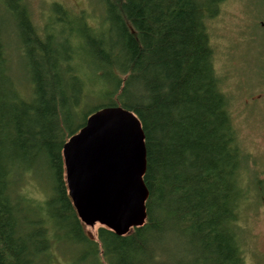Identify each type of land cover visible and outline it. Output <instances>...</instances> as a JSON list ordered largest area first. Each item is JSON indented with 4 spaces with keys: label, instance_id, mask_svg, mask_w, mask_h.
<instances>
[{
    "label": "trees",
    "instance_id": "obj_1",
    "mask_svg": "<svg viewBox=\"0 0 264 264\" xmlns=\"http://www.w3.org/2000/svg\"><path fill=\"white\" fill-rule=\"evenodd\" d=\"M93 1L96 29L53 5L68 19L39 32L26 0H0V264H51L54 251L67 264H244L239 218L249 183L264 182L251 175L214 68L206 24L222 0ZM91 98L103 102L87 109ZM111 107L143 132L146 221L125 236L99 227L93 240L67 195L62 149Z\"/></svg>",
    "mask_w": 264,
    "mask_h": 264
},
{
    "label": "rangeland",
    "instance_id": "obj_2",
    "mask_svg": "<svg viewBox=\"0 0 264 264\" xmlns=\"http://www.w3.org/2000/svg\"><path fill=\"white\" fill-rule=\"evenodd\" d=\"M26 1L30 7L32 22L39 32H43L50 23L55 25L56 18L68 19L54 8L50 12L53 5H59L74 20H79L92 29L98 27L102 16V10L93 0ZM206 25L214 51V68L222 82L223 91L230 100L239 147L250 158V172L255 181L264 182V0H222L217 16ZM68 27L64 24L53 30L59 42L65 39L61 33ZM76 30L78 34L80 28ZM9 63L12 75L26 86L25 74L20 67L18 66L20 71L17 74L12 71L13 66L18 64L17 55L13 51L10 52ZM18 65L21 66V63ZM91 88L94 89L95 86L92 85ZM18 89L21 90L19 85ZM102 102L91 98L86 103L87 109L95 108ZM35 173L39 180L48 175L40 169ZM37 183L41 186L43 182L37 180ZM36 185L28 183L24 189L33 199H39L43 194ZM249 186L248 202L244 203L239 218V227L245 231V235L242 234L243 259L244 264H264V184L261 188H255L251 183ZM83 227L96 240L99 225ZM58 246L61 253L71 249L64 244ZM65 254L54 251L51 264H67L68 256Z\"/></svg>",
    "mask_w": 264,
    "mask_h": 264
},
{
    "label": "water",
    "instance_id": "obj_3",
    "mask_svg": "<svg viewBox=\"0 0 264 264\" xmlns=\"http://www.w3.org/2000/svg\"><path fill=\"white\" fill-rule=\"evenodd\" d=\"M67 195L80 223L125 236L146 221L144 136L138 119L103 108L62 149Z\"/></svg>",
    "mask_w": 264,
    "mask_h": 264
}]
</instances>
